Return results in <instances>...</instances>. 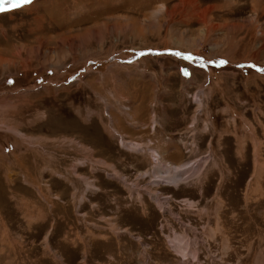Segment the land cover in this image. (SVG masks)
<instances>
[{
	"label": "rangeland",
	"instance_id": "374dc122",
	"mask_svg": "<svg viewBox=\"0 0 264 264\" xmlns=\"http://www.w3.org/2000/svg\"><path fill=\"white\" fill-rule=\"evenodd\" d=\"M0 264H264V0L0 12Z\"/></svg>",
	"mask_w": 264,
	"mask_h": 264
},
{
	"label": "bare ground",
	"instance_id": "6f19581e",
	"mask_svg": "<svg viewBox=\"0 0 264 264\" xmlns=\"http://www.w3.org/2000/svg\"><path fill=\"white\" fill-rule=\"evenodd\" d=\"M122 146H124L123 143H122ZM153 158H154V161L157 163L158 162L157 161L158 160L157 155L153 154ZM184 168L185 167L179 168V167L170 166V165H168V167L167 166L163 167V166H160L159 164H157V166H156V168L154 170L155 180H153V181L154 182L163 181L168 186L176 187L179 184V181H180V178L178 177L179 176L178 173L182 172L184 170ZM162 173L164 174L163 180H160Z\"/></svg>",
	"mask_w": 264,
	"mask_h": 264
},
{
	"label": "snow or ice",
	"instance_id": "6c2138e0",
	"mask_svg": "<svg viewBox=\"0 0 264 264\" xmlns=\"http://www.w3.org/2000/svg\"><path fill=\"white\" fill-rule=\"evenodd\" d=\"M33 3V0H0V12L10 11ZM191 59V57H189ZM224 63V62H221ZM188 75L187 70L184 72Z\"/></svg>",
	"mask_w": 264,
	"mask_h": 264
}]
</instances>
